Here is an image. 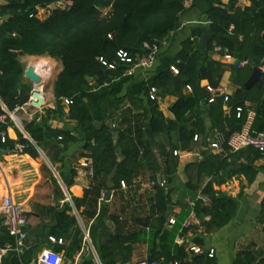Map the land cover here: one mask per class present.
Returning <instances> with one entry per match:
<instances>
[{"label":"trees","instance_id":"1","mask_svg":"<svg viewBox=\"0 0 264 264\" xmlns=\"http://www.w3.org/2000/svg\"><path fill=\"white\" fill-rule=\"evenodd\" d=\"M13 1L16 0L0 3V116L6 115L7 110L12 112L25 105L30 99L32 84L25 80L26 68L21 58L49 57L59 60L62 70L54 83V96L58 102L66 98L73 99L70 117L87 135L84 147L87 153L83 156L92 158L95 165L102 164L108 170L117 167L116 177L126 183L132 181L138 165L144 163L151 170H157V157L160 156L161 148L149 139L147 129H151L154 135L166 134L169 137L172 152L166 156L165 173L170 180L174 176L178 162L173 152L184 137L194 138L202 122L199 107L202 102L210 104L211 95L206 88L201 87V82L206 80L210 87L217 88L222 80L224 66L212 57L216 49L221 50L218 54H228L237 63L250 62L242 69L238 66L234 68V82L239 88L230 103L231 119L238 127L225 135L242 129L251 109L247 102L252 103L256 113L254 129L259 132L264 130V72L262 83L256 84L247 97L244 88L254 67L264 68V0H251V6L245 8L238 5V0L210 6L207 12L208 27L194 30L191 38L183 44L177 60L172 63L178 69V74L171 71L170 65L153 84L162 94L173 90L178 95V100L170 109L173 120L166 119L158 102L150 99V89L146 90L149 117L143 100L129 98L131 105L127 107L123 105L125 99L113 96L108 86L124 76L126 67L119 61L118 53H145V44L161 46L176 30L180 16L187 10L188 0H66L69 9H55L47 19L38 17L39 9H47L61 0H19L20 4L12 5ZM106 11L109 12L107 16L104 15ZM6 16H10V19L6 20ZM207 34L211 35V40L205 47L203 38ZM101 59L110 65L118 64V68L108 69ZM187 86L192 88V92L186 94ZM215 102L210 104L212 121H215V113L219 118L223 117L221 102ZM138 104L141 109L137 108ZM237 108L243 109L240 118ZM96 120L104 123L112 120L115 127L111 130L106 123L98 130L94 126ZM11 125L14 123L10 119L5 124L0 123V148L9 146L15 149V143L7 138L5 144L2 143V133ZM25 131L40 148L46 136L74 140L67 132L45 129L36 121L27 123ZM114 133L119 136L117 144H114ZM18 143L24 145V151L38 156L35 145L21 132L18 133ZM118 147L123 149L127 158L123 163L118 162ZM225 160L220 157L207 159L201 163L199 171L215 176L224 168ZM130 161L131 164H128ZM165 193L162 190V194ZM204 194L210 200L215 197L211 185ZM81 203L77 201L78 209ZM169 203V196L163 198L157 206L159 216L151 224L153 244L161 240L160 256L166 259L165 264H217L216 259L209 258L206 253L189 255L184 247L177 245L168 249L170 234L164 227ZM210 207L208 209L197 202L194 211L210 216V225L217 227L227 225L235 211V204L226 199H216L210 203ZM86 217L92 219L94 214L88 213ZM0 224L3 232L0 235V248L6 245L11 248L1 264H30L32 252L27 250L19 261L12 250L15 248V239L3 226L2 220ZM51 234L60 239L73 236L76 238L74 246L80 248L78 243L81 240L78 238L82 230L74 217L66 214L60 216ZM133 238L134 235H131L127 241L135 244ZM62 249L56 247L57 251ZM72 251L71 247L68 248L69 255ZM101 251L104 264H116L111 247L103 246ZM161 257L151 260H160ZM259 258L254 250H245L239 253L234 264H264V259ZM10 260H13L12 263Z\"/></svg>","mask_w":264,"mask_h":264},{"label":"crops","instance_id":"2","mask_svg":"<svg viewBox=\"0 0 264 264\" xmlns=\"http://www.w3.org/2000/svg\"><path fill=\"white\" fill-rule=\"evenodd\" d=\"M228 2L229 0H194L180 16L176 30L161 43L155 66L151 70H138L133 76L116 79L108 86L111 94L125 99L123 105L127 107L131 105L129 98L143 100L150 117L147 88L154 87L158 76L177 60L183 50V44L191 38L193 31L208 27L207 12L210 6ZM238 5L242 8L249 7L251 0H238ZM51 15V12L41 13L42 19ZM212 57L224 66L219 85L222 93L216 95L215 102H221L223 117L219 118L215 113V121H212L210 104L201 103L198 113L202 122L195 135L199 139L195 141L194 138L184 137L179 145L176 143V150L182 154L176 157L177 168L171 180L165 173L166 156L172 152L170 139L166 134L154 135L155 143L161 148L160 156L157 157V170H151L144 163L136 166L132 181H124L126 188H122L123 180L116 177L117 167L108 170L102 164L95 165L92 158L83 156L87 153L84 150L87 135L78 123L71 119L70 107L66 106L64 101L56 100L55 82L47 91V104L42 112L33 115H25L24 112L16 114L14 125L2 133L15 143V149L9 146L0 148L6 152L0 161V221L3 199L11 196L29 219L28 239L24 250L25 253L27 250L32 252V262L37 261L42 252L50 246L48 239L54 236L51 229L58 225L59 217L65 214L76 218L82 235L78 238L81 240V243H78L80 248L74 246L76 238L73 236L61 238L63 244L53 246V249L64 257L63 264H104L101 251L103 246L112 248L116 264H137L143 260L158 259L161 257L162 242L159 239L153 244L151 224L159 216L158 204L167 196L171 200L167 207L164 227L170 234L168 249L176 245L178 235L184 234L191 244L200 246L205 252L214 249L217 264H234L239 253L245 250H254L260 256L259 259H264V154L252 149L236 154L219 153L210 149V144L219 133H229L238 127L237 123L232 122L230 103L235 99L239 88L234 82L236 59L227 60L217 52ZM29 58L32 57H23L21 62ZM44 60L41 59L37 65H28H35L34 68L42 73L50 66L49 63H43ZM59 64L60 73L62 65ZM256 67L264 71L263 67ZM44 77L46 81L49 80L45 73ZM207 86L208 81L201 82L202 88ZM157 91L160 111L166 119L173 120L170 109L178 100V95L173 90L165 94H162L161 90ZM185 93H189L187 89ZM210 95L213 96L211 93ZM247 106L251 107L248 115L255 113L252 103L247 102ZM137 108L141 109L140 104ZM31 121H36L45 129L65 131L74 140L46 136L43 147L40 148L25 131V125ZM110 121L112 120L106 122L107 125ZM106 123L96 120L94 126L101 130ZM254 131L259 132L255 129ZM19 132L35 145L38 156L17 150ZM117 143L114 140V144ZM218 157L226 160L224 168L217 175L199 171L202 162ZM126 160L127 158L121 163ZM128 164H131V161ZM162 182H166L165 187L160 186ZM209 185L215 194L210 203H214L216 199H226L235 204L230 222L223 227L212 226L211 217L201 213L197 214L199 222L185 229V223L197 202H201L208 209L211 208L210 203L205 205L199 200L201 195H205L204 191ZM162 190H165V195ZM107 191L110 192L109 200H106L105 196ZM77 201H82L79 209ZM88 213L94 214V217L87 219ZM170 220H174L175 224L170 225ZM1 228L0 224V235H3ZM131 235H134L135 244L127 241ZM56 247L63 249L57 251ZM70 247L73 250L71 255L68 254ZM0 250H8L0 258L1 264L11 248L6 245ZM160 260L163 264L166 263L165 258L161 257ZM10 261L12 263L13 260Z\"/></svg>","mask_w":264,"mask_h":264},{"label":"built area","instance_id":"3","mask_svg":"<svg viewBox=\"0 0 264 264\" xmlns=\"http://www.w3.org/2000/svg\"><path fill=\"white\" fill-rule=\"evenodd\" d=\"M193 1L194 0H188L186 2V8H189ZM52 8L66 10L69 9V5L66 0H61L58 3L49 6L47 10H52ZM41 10L44 9H39L38 17L42 19ZM108 13L109 12L106 11L104 15L107 16ZM144 49L146 51L145 53L131 54L128 51H120L118 53L119 61L126 67L124 76H133L138 70H151L155 66L158 60V56L160 54V46L145 44ZM216 51L218 53H221L220 49H216ZM223 57L227 60L233 59V57L228 54H224ZM100 61L108 69L116 70L118 68V64L110 65L107 64L103 59H101ZM249 64L250 62L246 60L237 63V66L238 68L242 69ZM30 66L34 67L32 64L29 65V67ZM35 70L38 74L42 75L45 82L41 86L33 85L29 101L25 105L17 107L12 112L7 110L6 115L0 116V123H7L8 119H10L14 123L16 120V114L18 112H24L25 115H29L30 113H32L33 115L34 113L42 112L45 109L47 104V84L49 80L46 81L44 77V72L40 73L37 69ZM171 71L174 74H178V69L174 65L171 66ZM186 89L188 92H192V88L190 86H187ZM206 89L209 93L213 95L209 99L210 104L216 101V95L222 93V89L220 87L212 88L210 86H207ZM149 96L151 100L158 101V91L156 87L150 88ZM63 101L65 105L69 107L73 104V99L66 98L63 99ZM242 112V108H237L238 118L241 117ZM255 117V113L249 114L242 129L240 131L232 133L229 136L219 133L214 139V141L210 144V149H212L213 151H218L219 153L229 152L233 154L239 153L247 149H252L255 152L264 154V130L260 132L254 131ZM198 139V136L194 137L195 141H198ZM2 141L3 143L6 142V137L3 134ZM16 148L19 152H23L25 149L24 145L22 144L17 145ZM181 154V151L178 150L174 151L173 153L175 157H179ZM121 185L122 188L127 187L124 181H122ZM160 186L165 187L166 182H162ZM199 200L202 201L205 205H209L210 203L209 197L205 195H201L199 197ZM1 215L3 226L7 229L10 236L15 239V248H12V250L15 251L17 257L22 260V257L25 253L24 244L28 239V216L23 212L21 206L14 202L11 196H7L3 199ZM195 222L199 221L196 212L193 211L190 218L185 223V229L191 228ZM169 224L174 225L175 221L170 220ZM48 243L50 246L42 252L37 261L32 262L30 264H63L64 257L53 249V246L55 245H62L63 240L57 239L54 236H50L48 239ZM176 245L179 247H184L188 253H206L209 258H215L216 256V251L214 249H210L208 252H205L200 246L191 244L184 234H180L176 237ZM7 252L8 250H0V258ZM137 264H163V262L161 260H143L138 262ZM174 264L179 263L175 262Z\"/></svg>","mask_w":264,"mask_h":264},{"label":"water","instance_id":"4","mask_svg":"<svg viewBox=\"0 0 264 264\" xmlns=\"http://www.w3.org/2000/svg\"><path fill=\"white\" fill-rule=\"evenodd\" d=\"M26 1V0H24ZM18 5L20 4V1L19 0H16V1H13L12 2V5ZM6 20H9L10 19V16H6L5 17ZM211 40V35L207 34L204 36L203 38V44L205 47H207L209 41ZM263 69L259 68V67H254L253 69V73L251 75V77L249 78V80L245 83L244 85V88L246 90V97L248 95V92L256 85V84H261L262 83V73H263ZM25 80L29 83H31L32 85H35V86H41L45 81H44V78L42 77L41 74H38L35 70L34 67L30 66L28 67V69L26 70L25 72ZM110 129H114V124L112 121H110L109 125ZM146 133L149 137V139L155 143V139H154V134H153V131L151 129H147L146 130ZM114 140H115V143L118 142V135L117 133H114ZM6 152L5 151H1L0 150V161H2V155H4ZM117 158H118V162H122L123 160L126 159V157L124 156V153H123V149L121 147H118L117 148ZM105 196H106V200H109L110 199V192L107 191L105 193Z\"/></svg>","mask_w":264,"mask_h":264},{"label":"rangeland","instance_id":"5","mask_svg":"<svg viewBox=\"0 0 264 264\" xmlns=\"http://www.w3.org/2000/svg\"><path fill=\"white\" fill-rule=\"evenodd\" d=\"M7 2V0H1V3H5ZM55 9L52 8L51 9H44V10H41V13H46L48 14L49 12H53ZM7 30V28H6ZM41 59H45L43 61V63H49L50 66L46 68L45 70V75H47L49 77V81H48V84H47V91L49 90V88H51V86L53 85V83L55 82L56 78H57V75L59 73V63L60 61L59 60H55V59H52V58H49V57H32V58H29V59H26V60H22V63H26L24 64L26 70L28 69L29 65L28 63H34L37 65V63H40L39 61ZM35 66V65H33Z\"/></svg>","mask_w":264,"mask_h":264}]
</instances>
